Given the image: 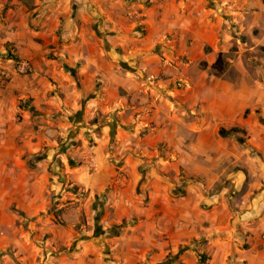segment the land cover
<instances>
[{
	"label": "crops",
	"instance_id": "1",
	"mask_svg": "<svg viewBox=\"0 0 264 264\" xmlns=\"http://www.w3.org/2000/svg\"><path fill=\"white\" fill-rule=\"evenodd\" d=\"M222 28L209 0H0V66L9 44L32 71L0 83V125H12L19 113L28 122L19 102L29 98L48 117L60 113L47 122L80 143L71 153L84 163L61 169L64 181L55 177V184L89 193L83 209L91 230L79 233V251L65 264H161L202 238L208 251L227 256L234 248L251 262L264 242V87L205 88L201 116L191 124L183 123L181 93L171 87L177 70H188L184 58L194 69L215 63ZM52 50L57 60H49ZM194 105L189 100L193 113ZM183 125L201 138L211 133L220 169L242 168L229 174L246 194L239 210L225 184L211 194L217 184L180 183L174 163L149 168L157 146L176 140ZM51 126L48 133L57 134ZM232 127L248 132L246 144L219 135ZM11 197L32 216L51 206L48 184H17ZM247 203L250 210L240 213ZM76 206L64 210L69 226L80 222ZM243 240L249 249H240Z\"/></svg>",
	"mask_w": 264,
	"mask_h": 264
},
{
	"label": "rangeland",
	"instance_id": "2",
	"mask_svg": "<svg viewBox=\"0 0 264 264\" xmlns=\"http://www.w3.org/2000/svg\"><path fill=\"white\" fill-rule=\"evenodd\" d=\"M209 1L210 9L223 20V41L219 42L217 50L220 52L216 51V61L210 67L207 63L203 66V62L194 69L184 58L183 65L188 70L178 69L171 83V87L181 93L182 100L177 101L182 104V119L187 124L198 122L196 120L201 116V99L205 95L202 92L207 87L215 88L223 83L264 87V0ZM55 52L50 51L49 60L58 59ZM8 53H2L5 55L2 56L3 62L0 66V83L9 80L13 75L28 77L32 74L26 61L17 63L8 57ZM193 99L195 113L189 107V100ZM19 108L30 113L31 119L28 122L19 113L12 125H0V264H60V260L64 264L72 262L74 253L79 251L77 249L80 240L84 239L79 233L91 230L83 209V204L89 200V193L71 184L64 183L59 186L55 184V177L60 182L63 180L59 174L61 169L71 166V162L74 163L73 167L84 163L83 159L71 153L72 149L80 147V143L70 138L71 131L65 137L63 133L67 130L49 125L52 115L48 117L36 109L29 98L21 100ZM250 113L247 110L245 115L249 116ZM56 115L58 117L54 121L61 116L60 113ZM47 126L56 128L58 133L50 135ZM239 128L241 132L233 137L223 138H234L242 145L246 144L248 132ZM180 132L176 140L157 146L159 156L151 158L152 165L149 164V168L161 165V162L174 163L178 168L175 172L176 179L180 183L217 184L207 190L211 194L220 192L221 184H225V194L231 208L239 210L237 203L241 204L246 194L238 192L229 174L234 175L235 172L242 171V168L236 166L220 169L216 143L208 136L211 134L209 131H206V137L201 138V134L192 135L186 132L183 125L180 126ZM207 144L213 147L209 151L212 155L210 157L205 149ZM92 146L93 142H89L88 148ZM17 184L18 187L19 184H48L51 202L49 209L32 216L17 207L11 197V190H15ZM22 193L25 197V189H22ZM61 195H65L66 199L60 201ZM73 201L77 202L76 207L83 210L79 212L80 222L74 226L57 223V216L63 219L64 210ZM244 207L240 212L242 214L250 210V203ZM41 216L46 217L43 222L39 221ZM234 219L232 217L231 221ZM261 237L264 240V232ZM243 242L240 249H249V243L245 240ZM186 247L181 254H169L161 264H264V242L250 253L252 263L249 258H239L238 254L242 253L237 250L238 254L235 253L234 248L227 256L218 251H208V240L205 238ZM201 254L206 256L203 263L199 258ZM24 255L26 259H23Z\"/></svg>",
	"mask_w": 264,
	"mask_h": 264
},
{
	"label": "trees",
	"instance_id": "3",
	"mask_svg": "<svg viewBox=\"0 0 264 264\" xmlns=\"http://www.w3.org/2000/svg\"><path fill=\"white\" fill-rule=\"evenodd\" d=\"M6 49L9 51L8 53V57L10 59H13L14 61H16L17 63L22 62V60L17 56V54H15L12 50V48L10 47L9 44L6 45ZM203 66H206V63H203ZM65 68L67 66H64ZM242 130H240L239 127H232L231 129L226 130L225 128H220L219 129V135L221 137H228V136H233L236 135L237 133L241 132ZM71 166H74V163L71 162ZM60 217L57 216L56 221L57 223L61 224V225H66V222L63 219H59ZM187 249V247H183L180 249L179 253H183L185 250ZM200 261L203 263L206 260V256L204 254L199 255Z\"/></svg>",
	"mask_w": 264,
	"mask_h": 264
},
{
	"label": "built area",
	"instance_id": "4",
	"mask_svg": "<svg viewBox=\"0 0 264 264\" xmlns=\"http://www.w3.org/2000/svg\"><path fill=\"white\" fill-rule=\"evenodd\" d=\"M136 15H137V13H135V14H133V13L128 14V16H129L130 18H134V16H136Z\"/></svg>",
	"mask_w": 264,
	"mask_h": 264
}]
</instances>
